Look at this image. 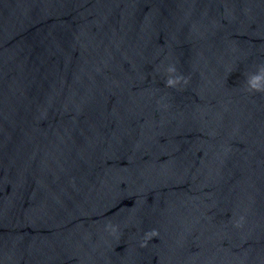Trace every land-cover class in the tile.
Listing matches in <instances>:
<instances>
[{"label": "water", "instance_id": "1", "mask_svg": "<svg viewBox=\"0 0 264 264\" xmlns=\"http://www.w3.org/2000/svg\"><path fill=\"white\" fill-rule=\"evenodd\" d=\"M0 264H264V0H0Z\"/></svg>", "mask_w": 264, "mask_h": 264}]
</instances>
